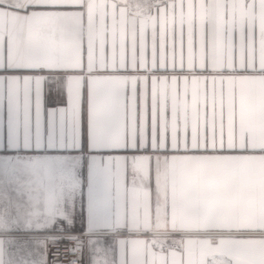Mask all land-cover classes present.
Segmentation results:
<instances>
[{
	"label": "snow or ice",
	"instance_id": "obj_1",
	"mask_svg": "<svg viewBox=\"0 0 264 264\" xmlns=\"http://www.w3.org/2000/svg\"><path fill=\"white\" fill-rule=\"evenodd\" d=\"M238 2L26 3L29 26L74 35L87 28L89 36L78 66L57 60L50 43L40 52L21 45L13 57L0 42V264H128L121 250L129 226L119 217L113 167L103 159L114 155L187 154L204 183L190 217L174 215L173 228L190 230V219L195 230H237L220 214L227 180L244 153L261 150L236 147L226 136V90L236 76L264 75V29L228 18ZM121 118L124 146H112Z\"/></svg>",
	"mask_w": 264,
	"mask_h": 264
},
{
	"label": "crops",
	"instance_id": "obj_2",
	"mask_svg": "<svg viewBox=\"0 0 264 264\" xmlns=\"http://www.w3.org/2000/svg\"><path fill=\"white\" fill-rule=\"evenodd\" d=\"M25 5L0 2V42L5 55L11 50L14 57L21 45L29 52H40L44 44L50 43L54 45L51 54L57 60L68 65L75 60L78 66L81 44L87 42L88 29L82 35L66 30L41 32L24 21ZM100 12L103 16L102 8ZM233 14L247 24L249 31L253 23L257 32L264 29V0L255 4L249 0L247 5L243 0L230 4L228 18ZM209 16L211 18V12ZM128 35L131 41V28ZM93 90L95 93V88ZM118 98L122 104L123 82L119 84ZM189 105L190 133L194 115L192 102ZM202 119L197 115L198 126ZM177 120L182 143L183 115L178 113ZM219 129L217 120L218 134ZM223 130L229 139L235 140L236 147L261 150L244 153L227 180L220 214L231 221L235 231H216L218 226L213 224L206 226L208 230H195L198 226L190 219L185 223V228L190 230H181L179 224L173 228L174 215L190 217L191 202L201 195L204 183L203 170L187 154L157 152L103 158L113 167L120 220L129 226L128 244L121 250V257L126 258L128 264H264V75L236 76L229 84ZM128 135L129 146H132L130 127ZM124 141L121 118L112 146L123 147ZM157 147H163L162 138ZM154 232L169 233L177 245L157 247L149 240Z\"/></svg>",
	"mask_w": 264,
	"mask_h": 264
},
{
	"label": "built area",
	"instance_id": "obj_3",
	"mask_svg": "<svg viewBox=\"0 0 264 264\" xmlns=\"http://www.w3.org/2000/svg\"><path fill=\"white\" fill-rule=\"evenodd\" d=\"M149 240L151 243L155 244L159 248H167L176 244L174 239H172V236L166 232L151 233L149 235Z\"/></svg>",
	"mask_w": 264,
	"mask_h": 264
},
{
	"label": "rangeland",
	"instance_id": "obj_4",
	"mask_svg": "<svg viewBox=\"0 0 264 264\" xmlns=\"http://www.w3.org/2000/svg\"><path fill=\"white\" fill-rule=\"evenodd\" d=\"M28 1L29 0H0V2H3L5 4H13L18 6H24Z\"/></svg>",
	"mask_w": 264,
	"mask_h": 264
}]
</instances>
